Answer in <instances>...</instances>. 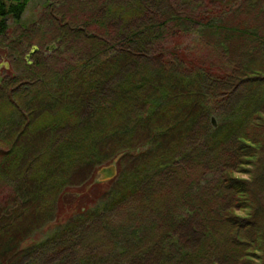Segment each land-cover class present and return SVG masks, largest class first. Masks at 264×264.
<instances>
[{
    "label": "trees",
    "instance_id": "16d2710c",
    "mask_svg": "<svg viewBox=\"0 0 264 264\" xmlns=\"http://www.w3.org/2000/svg\"><path fill=\"white\" fill-rule=\"evenodd\" d=\"M31 1L0 0V36ZM221 4L47 8L58 51L0 77V264H264V0ZM200 44L224 46L223 70L192 60Z\"/></svg>",
    "mask_w": 264,
    "mask_h": 264
},
{
    "label": "rangeland",
    "instance_id": "374dc122",
    "mask_svg": "<svg viewBox=\"0 0 264 264\" xmlns=\"http://www.w3.org/2000/svg\"><path fill=\"white\" fill-rule=\"evenodd\" d=\"M57 0H32L27 8V11L25 12L24 16L22 17V20L19 23H15L12 19L7 20V25H8V30L6 33L2 36H0V77L10 79L12 77H20L21 75V70L24 68V62H34L35 58L37 56L40 57H53V55L58 51V47L56 43H52L50 40V32L45 30V25L43 26V29L36 28V26H40L41 21L44 19L45 15L48 13L47 8L55 3ZM212 1V8L213 12H216V17H221L222 14L220 11L222 10V0H210ZM230 1V3H229ZM248 0H228V5L232 6L233 9H238L241 10L242 8L244 9L247 4ZM211 4V3H210ZM236 10H234V13L236 14L235 16L238 17H233L232 22L234 23L235 26L239 25L243 20L247 19L242 12L236 13ZM255 13L258 12L254 10ZM221 14V15H220ZM256 15V14H255ZM256 17V16H255ZM260 21V20H259ZM255 21L253 26H260V22ZM263 31V30H262ZM261 31V33H262ZM33 33V39L31 40V46L28 47V43H25L23 46L20 48L17 47V44H15L20 37H26L28 34ZM194 40H197V36L194 37ZM223 40H221L222 43ZM213 42H218L216 39H212L211 43ZM190 41L187 39L185 41V45L189 44ZM52 45H55V49H51L50 51H47L46 49L48 47H51ZM192 46V42H191ZM202 44H200L199 49L197 50L196 53L193 54V59L194 61L200 62L203 61L204 63L207 64V66H210L213 69H222L225 66L226 61L229 60L230 57L226 56L223 54V49L224 46L220 45L216 47L214 44H210L207 47ZM227 44L225 45V47ZM16 47V48H15ZM34 49H37L36 52H34ZM159 50V48H157ZM180 51V50H179ZM22 57L21 61L19 58ZM60 57L63 59V52L61 53ZM60 61H56L48 59L47 62L49 65L52 67H55L57 64H60V66H63L64 62H66L64 59ZM232 59V58H231ZM16 61V62H14ZM221 71V70H220ZM219 72V71H218ZM217 128V127H216ZM215 128V129H216ZM235 178L237 179H245L250 181V176L249 175H242V174H236ZM97 179V178H96ZM108 183V182H107ZM107 183H103V186L101 188H96L93 184L88 185V187H85L83 190L79 189H74L71 192V197L69 201V204L74 202V200L82 193L87 194L88 197L90 196L106 191L107 190ZM90 188V186H92ZM80 200V199H79ZM89 203V202H88ZM78 203L76 202L75 206L72 208L69 212V215L64 213L62 216L63 219L59 218V221L61 220H68L69 216H72L76 210H77V205ZM263 214H264V209H263ZM58 221V222H59ZM58 222H56L54 225H56ZM45 236L46 233L48 232V229H45L44 232H42ZM41 236L35 235L34 237Z\"/></svg>",
    "mask_w": 264,
    "mask_h": 264
},
{
    "label": "water",
    "instance_id": "95a60500",
    "mask_svg": "<svg viewBox=\"0 0 264 264\" xmlns=\"http://www.w3.org/2000/svg\"><path fill=\"white\" fill-rule=\"evenodd\" d=\"M51 49H55V45H52L51 47H48L46 50L50 51ZM37 49H34V52H36ZM212 125L214 128L217 127L216 121L214 118H212ZM119 158H117L113 164H111L108 167H104L102 168L99 172H98V179H97V183L99 184H103V183H107L112 181L113 179L116 178V176L118 175V169L116 166V163L118 162Z\"/></svg>",
    "mask_w": 264,
    "mask_h": 264
},
{
    "label": "bare ground",
    "instance_id": "6f19581e",
    "mask_svg": "<svg viewBox=\"0 0 264 264\" xmlns=\"http://www.w3.org/2000/svg\"><path fill=\"white\" fill-rule=\"evenodd\" d=\"M212 118H214L215 119V117H212ZM212 118H211V123H212ZM215 121H216V119H215ZM216 124H217V121H216ZM212 127H213V125H212ZM214 128V127H213Z\"/></svg>",
    "mask_w": 264,
    "mask_h": 264
}]
</instances>
